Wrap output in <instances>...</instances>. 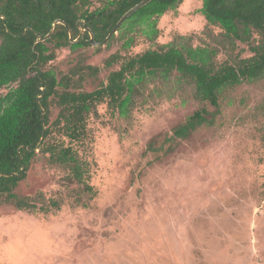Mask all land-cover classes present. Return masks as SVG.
I'll return each instance as SVG.
<instances>
[{
	"label": "rangeland",
	"instance_id": "1",
	"mask_svg": "<svg viewBox=\"0 0 264 264\" xmlns=\"http://www.w3.org/2000/svg\"><path fill=\"white\" fill-rule=\"evenodd\" d=\"M90 1L98 8L108 0ZM201 7L200 0H181L159 19L152 42L133 33L126 50L118 37L57 50L47 69L66 75L96 68L82 86L91 92L119 69L106 67L111 56H133L179 36L193 47H217L219 64L253 55L246 44H225ZM147 87L126 116L98 105L81 140L52 129L78 159L84 181L39 154L14 190L35 209L0 204V264H264V76L228 89L218 109L197 100L190 86ZM8 89L0 88V97ZM203 106L211 124L171 140ZM58 112L52 107L51 122Z\"/></svg>",
	"mask_w": 264,
	"mask_h": 264
},
{
	"label": "trees",
	"instance_id": "2",
	"mask_svg": "<svg viewBox=\"0 0 264 264\" xmlns=\"http://www.w3.org/2000/svg\"><path fill=\"white\" fill-rule=\"evenodd\" d=\"M142 1L108 0L93 8L90 0H0V88H9L0 97V204L35 209L14 190L39 154L48 153L53 162L66 164L78 182L84 181L78 159L53 138L52 129L70 141L83 139L87 119L98 105L126 116L148 84L171 82L192 87L197 100L218 109L228 89L264 76V0H200L199 13L223 31L225 44L232 48L246 44L253 54L235 63L227 59L219 64L217 47H193L190 37L179 36L133 56H111L106 67L120 63L119 69L91 92L82 86L96 75V68L72 69L66 75L47 69L57 50L90 47L91 38L103 42L120 18ZM180 3L152 0L121 25L109 43L118 37L124 41L123 49H129L135 43L129 36L133 33L154 41L159 19ZM255 35L259 39L254 44ZM52 107L59 112L51 122ZM208 116L203 106L176 127L170 139L184 140L200 126L210 125Z\"/></svg>",
	"mask_w": 264,
	"mask_h": 264
},
{
	"label": "water",
	"instance_id": "3",
	"mask_svg": "<svg viewBox=\"0 0 264 264\" xmlns=\"http://www.w3.org/2000/svg\"><path fill=\"white\" fill-rule=\"evenodd\" d=\"M152 0H144L140 3H138L137 5H135L134 7H132L129 11H127L121 18L120 20L117 22V24L115 25V27L113 28V30L109 33V35L106 37V39L101 42V43H95L92 38L90 39V43L92 46L94 47H99V46H104L110 39L112 36L116 35L118 32V29L120 28V26L129 18L131 17L134 13H136L137 11H139L140 9H142L144 6H146L147 4H149ZM61 23V22H58ZM51 35V32L46 35V37L44 39H48Z\"/></svg>",
	"mask_w": 264,
	"mask_h": 264
}]
</instances>
